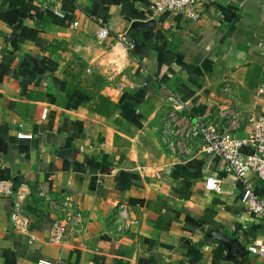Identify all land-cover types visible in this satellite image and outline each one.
I'll return each instance as SVG.
<instances>
[{
  "label": "crops",
  "instance_id": "0c3cea01",
  "mask_svg": "<svg viewBox=\"0 0 264 264\" xmlns=\"http://www.w3.org/2000/svg\"><path fill=\"white\" fill-rule=\"evenodd\" d=\"M151 1L0 0V180L32 192L28 234L0 196V264H264L247 250L264 221L244 209L242 183L216 156L180 157L162 140L170 91L216 125L240 109V136L264 115V0H197L198 20ZM99 25L137 46L98 43ZM95 92L114 113L92 110Z\"/></svg>",
  "mask_w": 264,
  "mask_h": 264
},
{
  "label": "built area",
  "instance_id": "2783aa9c",
  "mask_svg": "<svg viewBox=\"0 0 264 264\" xmlns=\"http://www.w3.org/2000/svg\"><path fill=\"white\" fill-rule=\"evenodd\" d=\"M151 9L154 13L176 12L188 19L198 20L201 10L197 0H152ZM59 15L61 12L55 10ZM77 25V22H74ZM113 38V43L134 50L135 38L123 31L113 34L106 25H99L95 39L98 43H105ZM257 93H264V83L257 88ZM171 107L164 117L162 125V140L166 147L180 157L192 154L213 155L219 158L224 170L236 176L242 183L240 201L246 211L259 216L264 221V194H257L253 190L250 175L264 183V115L254 114L249 118L250 129L244 136L238 134L241 128L242 112L240 109H224L226 120L221 125L207 121L203 116L194 113L191 107L176 93L169 92ZM19 137H29L18 133ZM247 148L248 151H244ZM206 190L219 192L221 180L208 176L205 178ZM30 185L23 180L14 182L10 179L0 180V196L9 198L11 209L9 221L14 229L23 234L30 232L29 214L26 204L31 196ZM68 204V202H66ZM121 213L126 216V209L121 206ZM67 221H56L49 229V240L60 242L67 229ZM247 250L264 258V242L254 240L247 245ZM42 264H51L43 261Z\"/></svg>",
  "mask_w": 264,
  "mask_h": 264
},
{
  "label": "trees",
  "instance_id": "16d2710c",
  "mask_svg": "<svg viewBox=\"0 0 264 264\" xmlns=\"http://www.w3.org/2000/svg\"><path fill=\"white\" fill-rule=\"evenodd\" d=\"M133 36V35H132ZM86 93V92H84ZM89 94V93H86ZM92 110L104 115H111L117 108V105L111 99L103 96L102 94L95 92L91 94Z\"/></svg>",
  "mask_w": 264,
  "mask_h": 264
},
{
  "label": "water",
  "instance_id": "95a60500",
  "mask_svg": "<svg viewBox=\"0 0 264 264\" xmlns=\"http://www.w3.org/2000/svg\"><path fill=\"white\" fill-rule=\"evenodd\" d=\"M151 22L150 21H148V22H140V21H135L134 23H133V27H137V26H139V25H149ZM136 46H137V41H136ZM231 243L232 242H226V245H228V246H230L231 245Z\"/></svg>",
  "mask_w": 264,
  "mask_h": 264
}]
</instances>
